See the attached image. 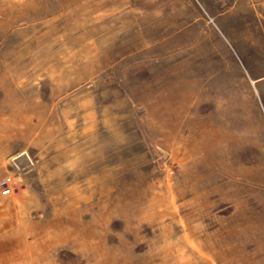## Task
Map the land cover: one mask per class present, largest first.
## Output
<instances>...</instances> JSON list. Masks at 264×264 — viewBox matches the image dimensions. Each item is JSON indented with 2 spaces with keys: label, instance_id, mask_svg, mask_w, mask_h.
Masks as SVG:
<instances>
[{
  "label": "rangeland",
  "instance_id": "obj_1",
  "mask_svg": "<svg viewBox=\"0 0 264 264\" xmlns=\"http://www.w3.org/2000/svg\"><path fill=\"white\" fill-rule=\"evenodd\" d=\"M258 4L0 0L2 264H264Z\"/></svg>",
  "mask_w": 264,
  "mask_h": 264
},
{
  "label": "crops",
  "instance_id": "obj_2",
  "mask_svg": "<svg viewBox=\"0 0 264 264\" xmlns=\"http://www.w3.org/2000/svg\"><path fill=\"white\" fill-rule=\"evenodd\" d=\"M259 1V4L257 7L253 9L254 14L256 15V26L258 28L264 29V0H256ZM258 68L259 64L257 63ZM256 83L258 88L262 91L263 97H264V67H263V72L260 75L256 76Z\"/></svg>",
  "mask_w": 264,
  "mask_h": 264
},
{
  "label": "bare ground",
  "instance_id": "obj_3",
  "mask_svg": "<svg viewBox=\"0 0 264 264\" xmlns=\"http://www.w3.org/2000/svg\"><path fill=\"white\" fill-rule=\"evenodd\" d=\"M211 129V128H210ZM209 131V130H208ZM213 131V130H212ZM214 134H216V133H214V132H212V135L214 136ZM217 135V134H216ZM216 135H215V138H216ZM206 136V135H205ZM213 136H211V137H213ZM215 138H213V139H215ZM211 139V138H210ZM206 145V144H205ZM73 216V215H72ZM74 218V217H73ZM74 220V219H73ZM75 224V223H74ZM100 224V223H99ZM74 226V225H73ZM81 227H83V226H81ZM71 228H72V226H71ZM77 228V227H76ZM75 228V229H76ZM94 228V227H93ZM78 230V229H77ZM85 230V229H84ZM87 230V229H86ZM70 232V231H69ZM39 233V232H38ZM87 233H89V232H87ZM40 234V233H39ZM68 234V233H67ZM81 234V233H80ZM38 236V235H37ZM62 236V235H61ZM76 236V235H75ZM83 236H84V234H83ZM39 237V236H38ZM41 237V236H40ZM81 237V236H80ZM72 238H73V236H72ZM77 238V237H76ZM85 238V237H84ZM81 239V238H80ZM20 240V242H21V245H22V250L24 251V252H30L31 251V245H30V243L28 242V240H26L24 237L23 238H21V239H19ZM72 240V239H71ZM44 248V247H43ZM98 248V247H97ZM34 250V249H33ZM37 250V249H36ZM95 251H96V248H95ZM160 251H162V250H160ZM45 253V252H44ZM104 253V252H103ZM12 254V253H11ZM30 257H31V253H30ZM34 257V256H33ZM40 258H41V255L39 256ZM133 257V256H132ZM6 258V257H5ZM32 258V257H31ZM249 257H247V259H248ZM251 258V257H250ZM5 260H7V261H9L10 260V258H8V259H0V264H2ZM37 260V259H36ZM104 260V259H103ZM251 260V259H250ZM130 261V260H129ZM143 261V260H142ZM135 262V261H134ZM155 262V261H154ZM182 262H183V260H182ZM143 263H144V261H143ZM140 264V263H139Z\"/></svg>",
  "mask_w": 264,
  "mask_h": 264
},
{
  "label": "built area",
  "instance_id": "obj_4",
  "mask_svg": "<svg viewBox=\"0 0 264 264\" xmlns=\"http://www.w3.org/2000/svg\"><path fill=\"white\" fill-rule=\"evenodd\" d=\"M3 185L8 187L6 190H3L2 191V194L4 196H7V195H10L11 194V178H6L4 181H3Z\"/></svg>",
  "mask_w": 264,
  "mask_h": 264
}]
</instances>
